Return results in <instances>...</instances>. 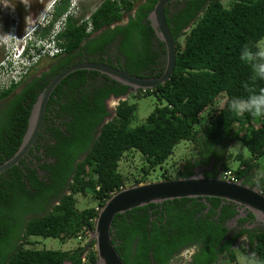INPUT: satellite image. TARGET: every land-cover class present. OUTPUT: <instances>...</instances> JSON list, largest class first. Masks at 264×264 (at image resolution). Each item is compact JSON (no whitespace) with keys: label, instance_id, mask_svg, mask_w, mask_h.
<instances>
[{"label":"trees","instance_id":"16d2710c","mask_svg":"<svg viewBox=\"0 0 264 264\" xmlns=\"http://www.w3.org/2000/svg\"><path fill=\"white\" fill-rule=\"evenodd\" d=\"M157 2L101 0L91 11L81 7L78 17L67 19L57 35L63 53L50 59L54 64L49 72L31 77L36 66L19 84L0 91V102L6 101L0 106V164L19 149L38 95L70 65L112 62L108 51L113 44L114 67L138 77L162 74L164 44L148 21ZM174 4L182 7L174 13L164 11L176 50L173 73L165 83L134 93L106 75L80 70L66 76L52 91L46 108L49 113L40 129L49 137L37 145L42 152L31 158L25 155L0 174V264H95L94 241L90 240L95 208L125 188L127 176L133 178V185L145 183L156 168L161 170V180H170L190 177L192 168L213 162L214 170L206 177L232 171L238 181L264 194V165L260 162L264 157V116L237 115L229 108L233 98L246 99L250 94L245 83L257 93L264 88V81L251 84V66L240 60L245 44L255 50L264 41V0ZM68 6L69 0H59L53 8V21ZM1 19L6 21L0 14ZM52 24L37 36L45 37ZM19 87L22 90L17 93ZM151 95L156 106L144 124L131 127L137 106L129 98ZM111 96H126L113 116L105 105ZM181 141L196 148L203 144L206 154L188 161L181 170H163ZM233 141L247 149V159L241 153L224 156V146ZM138 153L145 164L135 175L133 169L129 175L123 174L120 161L125 156L139 157ZM233 158L239 166L231 170L226 161ZM77 196L91 198L96 205L79 210ZM202 199H174L116 215L111 237L124 264H172L188 248L196 252L183 264L236 263L234 244L242 235L247 243L242 255L251 261L255 253L259 264H264V230L242 229L229 237V229L223 225L239 213L238 206L218 198ZM206 203L210 208L204 213ZM252 217L249 212L239 224ZM31 237L62 242L76 238L83 244L72 251L38 250L25 247L31 245Z\"/></svg>","mask_w":264,"mask_h":264},{"label":"water","instance_id":"95a60500","mask_svg":"<svg viewBox=\"0 0 264 264\" xmlns=\"http://www.w3.org/2000/svg\"><path fill=\"white\" fill-rule=\"evenodd\" d=\"M176 1L188 0H158L148 16L150 26L165 48V67L160 76L138 77L105 63L86 61L72 64L63 69L49 81L38 95L32 106L22 143L10 159L0 164V174L17 165L33 146L40 132L51 93L59 82L69 74L80 70L96 71L130 87L134 93L138 90H150L165 83L173 73L176 50L164 11L168 4ZM181 198H218L232 202L241 207V210L252 213L253 217L264 225V194L256 187H249L241 181L230 182L219 177L194 174L186 178L132 185L112 194L97 213L93 231L90 232V240L94 241L97 256L95 264H124L115 250L111 237L112 222L116 215L145 205Z\"/></svg>","mask_w":264,"mask_h":264},{"label":"rangeland","instance_id":"374dc122","mask_svg":"<svg viewBox=\"0 0 264 264\" xmlns=\"http://www.w3.org/2000/svg\"><path fill=\"white\" fill-rule=\"evenodd\" d=\"M11 5L13 7V11L15 14H17L21 20V25L27 26L31 25L30 18H32L33 15H44L46 10L48 9V5L50 1L48 0H10ZM101 0H83L81 7L83 10L91 11L94 9ZM80 7V12H81ZM12 12V11H11ZM87 12V13H88ZM88 15V14H87ZM86 15V18H87ZM5 16V14H4ZM5 19V18H4ZM30 22V23H29ZM4 22L0 24V31L7 30V27L3 26ZM261 43H264L262 41ZM2 49L0 47V60ZM45 67V66H44ZM44 67L40 68L37 67L35 75H38ZM129 95H127L128 98ZM126 97V96H124ZM123 97L119 98V101H121ZM113 101H111L112 103ZM130 103H134L137 106V110L134 114V118L130 124L131 127L139 126L141 124H144L146 121L147 116L150 114V112L154 109L156 106V98L154 96H147V97H139V98H129ZM117 102H115L116 105ZM119 103V102H118ZM113 104V103H112ZM203 118L201 119L202 122ZM225 157L228 158V155H231L233 157L239 155L240 153L243 155L245 159L249 157V153L247 149L240 143V142H230L229 144L225 145ZM206 154V148H204L203 144L198 146H194L188 141H181L177 146L175 147L173 154L169 157V159L166 161V163L163 165V170L167 169L169 172L172 171H178L181 170L183 166L187 165L188 161L195 160L199 157V154ZM139 157L136 155H132L131 157L125 156L119 163V170L123 174H130V171L133 169L131 173L135 175L137 170H140V168L145 164L143 160H141V156L138 153ZM236 159V158H235ZM233 159H228L226 161V165L231 170L236 169L239 166V161ZM260 162H263L264 165V157L260 159ZM161 170L159 168H156L154 171L151 172V174L147 177V180L145 183H152L157 181H162L160 179ZM126 175V176H127ZM129 180L126 182V187L132 186V179L131 176H127ZM129 184V185H128ZM132 184V185H130ZM78 203L76 205L77 209L82 210L86 207H92L96 205V202L91 198H85L82 199L81 197L77 196ZM31 245L25 246L27 248H34V249H46V250H61V251H72L79 245H82V242H79L76 238H71L65 242H62L60 239H53V238H41V237H31L29 239ZM247 248L246 239H240L237 241V243L234 246V249L237 250L236 252V263H230L228 260H221V264H250V261L247 260L242 255V249ZM187 260V258H185ZM180 259H176L174 262L175 264H178V262H181L180 264H183V261H179Z\"/></svg>","mask_w":264,"mask_h":264},{"label":"flooded vegetation","instance_id":"af4514ba","mask_svg":"<svg viewBox=\"0 0 264 264\" xmlns=\"http://www.w3.org/2000/svg\"><path fill=\"white\" fill-rule=\"evenodd\" d=\"M1 1L2 2L6 1L8 3H11L10 0H0V3H1ZM49 1L50 0H48V2ZM52 1H55V0H51L50 2H52ZM176 2H178V1H176ZM174 3L175 2L170 3V4H168L166 6V8L168 9V11L173 12V13L176 12L177 9H179L180 7H182L181 5L176 6ZM71 17H73V16L72 15H68L67 16V19L68 18H71ZM16 18H17L16 21L11 22L9 20V18L6 16L5 17L6 21L3 20V19H1V21H0V24L2 22H4L3 26H5V27H7L8 24H9L7 30H5V31L3 30L2 32H0V33H2L0 35V47L2 49V54H1L2 59H4L5 57H9L10 55H12L13 52L14 53H17V52H19V53L22 52L23 53L22 50H23V47L24 46H23L22 43H17V42L5 43V37H7L10 34L9 32H11V29H14L18 33L19 36H22L24 34V31L26 30V25L25 26L24 25L23 26L21 25V20H20V18H19V16L17 14H16ZM73 18H75V17H73ZM41 19H42V15H36V16L33 15L32 18H30L31 25H36V26L41 25L42 24L41 23ZM59 19L60 18H58V20ZM67 19H66V21H67ZM66 21H65V24H66ZM64 27H65V25H64ZM154 43H155V41H154ZM110 47H111L110 48L111 50L108 51V54H111V56H112V58H111L112 62L109 61V60H107V59H105V61H106L105 64H108V65L109 64H113V66H117L116 59L114 57L116 55V50L114 49L113 44ZM50 59L51 58H49V57H42L36 63H34L33 68L36 67V66L37 67H40V68L41 67L43 68L45 66L44 69L38 75H40L41 73H44V72H49L51 66L54 64L53 61L50 60ZM82 60L85 61L86 58L83 57ZM37 67H36V69H37ZM32 71H33V69H31V71L29 72V75L31 74ZM35 72H36V70L34 71V74L33 75H30V76L31 77L34 76L35 75ZM35 76H37V75H35ZM98 79L99 80H102L101 77H98ZM21 90H22V87H19L17 89V93H19ZM119 98L120 97L111 96V97H109L106 100V102H105L106 110L110 114V116H113L114 115V111H115L116 106L118 105ZM111 101H113L112 102L113 104L111 103ZM48 102H49V100H48ZM115 102H117L116 105H115ZM4 103H6V101H1L0 102V106L2 104H4ZM48 107L51 108L50 106H48ZM48 113H49L48 111H45L44 117L46 115H48ZM43 121H44V119H43ZM53 121L58 122L57 120H53ZM43 137L45 139H47L49 136H48V134H46V133L44 134L43 132L41 134V130H40V132H39V134H38V136H37V138H36L33 146L30 148V150L26 154L27 157L31 158V156L39 155L42 152L41 149H37V145H38V142L42 143L41 141H44L45 140V139H42ZM31 153H32V155H31ZM212 163H209L206 166H196V167L192 168L191 169V171L193 172L192 175L197 174V175H200V176H202V175L203 176H206V174H208L209 172H212L214 170L213 169V166H212ZM219 174L220 173H217V177H219ZM202 200H204V202H205V199L204 198ZM206 204H207V208L204 209V210H201L204 213L205 212H208V210L210 208V204H208V203H206ZM237 211L239 213L235 217H233L232 219L226 221L224 223V225H223L224 227H226V228L229 229V233H228L229 237L234 236V235H237L242 229H250V231H252V232L255 231V230H258V229L264 230V225H262L254 217H252V219H250V220L247 219L245 222H242L241 224H239V220L240 219H243V218H247L249 212H247L246 210H243V209L241 210V207H239V206H238ZM213 219H218V217L217 216L216 217H213ZM240 239H246V236L245 235L239 236L237 238L235 244ZM235 244H234V246H235ZM195 252H196V249L195 248L185 249L179 255L176 256V259H180V261H183L182 259L184 258V262H188V261L191 260L193 254ZM185 258H187V260ZM174 262L175 261H173L172 264H175Z\"/></svg>","mask_w":264,"mask_h":264},{"label":"clouds","instance_id":"9594fccd","mask_svg":"<svg viewBox=\"0 0 264 264\" xmlns=\"http://www.w3.org/2000/svg\"><path fill=\"white\" fill-rule=\"evenodd\" d=\"M75 1L77 8L80 9L81 4L83 0H69V6L70 4ZM23 2V0H22ZM59 2L57 0L55 3L51 4L49 3L48 9L44 13L41 23H43L45 20H47V23L45 24L44 28L42 30H45L48 28V26L52 24L49 32L54 28V26L59 21L58 19L56 21H53V8L56 5V3ZM12 3H8L4 1V5L2 6V2L0 3V14L2 18H5L6 16L9 18L11 22L16 21V14L13 11V7L11 5ZM68 10V9H67ZM12 11V12H11ZM67 12V11H66ZM5 14V16H4ZM80 14V11H79ZM79 14L76 17L79 16ZM34 25H27L26 30L24 31V34L22 36H19L18 33L11 29L10 34L5 37V43H22L23 44V50L26 47L28 37L30 36L32 40H36L39 36H37V33L40 32V25L36 26L34 30L30 31ZM1 32V31H0ZM15 32V33H14ZM48 32V33H49ZM2 33H0L1 35ZM48 35V34H47ZM45 37L42 38H46ZM22 53V52H20ZM61 54V53H60ZM59 55V54H58ZM57 56V55H56ZM55 57V56H54ZM52 57V58H54ZM240 60L244 62L245 64H248L251 66L253 75L250 77V82L252 85H255L257 80L264 81V43H258L255 45V50L248 44H245L243 48L240 51ZM33 66H31L27 72V74L24 75V77L21 78V80L17 83L19 84L21 81H23L28 75L29 72ZM244 88L250 93L246 99L244 98H233L231 100V103L229 105L230 111L237 115H242L244 113H249L253 118H258L261 116H264V88H261L259 92H256L255 87H250L249 83L244 84ZM220 178V176H219ZM253 259L250 261V264H259V261L255 259V253H252Z\"/></svg>","mask_w":264,"mask_h":264},{"label":"built area","instance_id":"2783aa9c","mask_svg":"<svg viewBox=\"0 0 264 264\" xmlns=\"http://www.w3.org/2000/svg\"><path fill=\"white\" fill-rule=\"evenodd\" d=\"M56 1L57 0L52 1L51 4ZM3 5L4 2H2V6ZM79 11L80 9L77 8L75 1H73L67 12L60 17L59 21L48 33L46 38L38 37L34 41L29 36L23 53L13 52L12 55L5 57L0 61V91L9 88L11 85H16L21 78L27 74L29 68L40 58H52L63 52V48L58 45L57 35L63 30L67 16L72 15L75 17L79 14ZM46 23L47 20L40 25V30L44 28ZM35 27L36 25H34L30 31L34 30ZM88 31H90V25L88 27ZM219 176L223 180L238 182L237 178L232 174V171H223ZM95 209L98 213L101 208L96 207ZM83 262H85V259H83Z\"/></svg>","mask_w":264,"mask_h":264}]
</instances>
